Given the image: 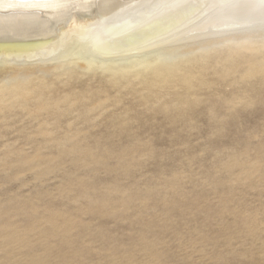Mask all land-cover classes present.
<instances>
[{"label": "rangeland", "instance_id": "rangeland-1", "mask_svg": "<svg viewBox=\"0 0 264 264\" xmlns=\"http://www.w3.org/2000/svg\"><path fill=\"white\" fill-rule=\"evenodd\" d=\"M246 27L169 60L58 59L61 32L0 54V264H264V28Z\"/></svg>", "mask_w": 264, "mask_h": 264}, {"label": "bare ground", "instance_id": "bare-ground-1", "mask_svg": "<svg viewBox=\"0 0 264 264\" xmlns=\"http://www.w3.org/2000/svg\"><path fill=\"white\" fill-rule=\"evenodd\" d=\"M204 1L193 13L191 7H183L185 0H0V54L9 59L13 54H27L35 48H53L61 32L68 40L64 50L56 51L58 59H69L76 51L82 60L92 62L93 55L117 57L127 55L132 47L139 51L153 47L159 48L157 54L154 52L156 56L169 60L184 49L171 45L172 49L163 48L185 40L184 36L186 39L207 36L208 41H201L207 45L215 40L212 36L219 27L264 17V0ZM217 8L221 13L209 16ZM171 10L177 13L170 14ZM201 18L204 20L200 21ZM263 28L264 23L259 27L249 26L239 35L244 37L246 32L259 35Z\"/></svg>", "mask_w": 264, "mask_h": 264}, {"label": "water", "instance_id": "water-1", "mask_svg": "<svg viewBox=\"0 0 264 264\" xmlns=\"http://www.w3.org/2000/svg\"><path fill=\"white\" fill-rule=\"evenodd\" d=\"M221 11H222L221 9L217 8V9H215V11L213 13H210L209 16L215 17L218 14H220ZM209 16L206 18H209ZM202 20H204V19L201 18L200 21H202ZM200 21L198 20V22H196V24L199 23ZM262 23H264V17H259V19H253L252 21L244 19V21L242 20V22H240L238 25L230 26V27H231V29L232 28L240 29V28L245 27V26L259 27L262 25ZM230 27L222 26V27H219L217 31H224Z\"/></svg>", "mask_w": 264, "mask_h": 264}]
</instances>
